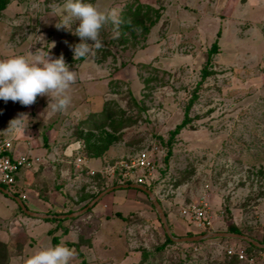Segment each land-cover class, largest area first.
<instances>
[{"label":"rangeland","instance_id":"obj_1","mask_svg":"<svg viewBox=\"0 0 264 264\" xmlns=\"http://www.w3.org/2000/svg\"><path fill=\"white\" fill-rule=\"evenodd\" d=\"M61 1L53 0L52 4ZM139 1L123 0L113 10L119 23L109 21L101 27L98 35L101 47L93 48L89 55L72 59L73 47L80 42L73 34L77 24L69 32L60 30L62 36L55 39L59 49L53 48L52 40L36 49L44 55L58 49L59 55L69 57L65 61L69 67H79L82 58L93 56L108 79L103 112L66 125L60 148L65 143L80 141L82 147L78 148L84 154L97 157V151L109 146L107 150L113 149L106 157L109 160L130 157L157 143L164 161L160 169L163 182L156 188V198L163 211L161 201L169 212L176 213L185 229H190V232L184 229L182 236L175 238L197 237L208 232L194 228L181 214L182 208L207 197L213 220L211 232L229 233L231 227H237L242 235L263 241L264 0H157L152 7ZM140 5L144 6L142 13L148 14L144 21L148 32L135 26L125 31L124 22L120 21L123 13L132 7V13L128 14L133 15ZM3 11L0 33L4 36L8 32V38L14 42L40 30L36 21L52 14L32 8L10 18ZM181 13L189 26L188 35L175 40L182 31L170 21ZM167 35V41L163 40ZM215 42L218 50L212 52ZM204 70L208 75L203 78ZM187 111L191 121L172 137L171 132L182 123ZM109 136L117 139L108 145ZM90 145L95 148L91 149ZM107 150L99 157L103 158ZM169 150L171 155L166 161ZM79 155L70 158L75 161ZM52 171L44 173L45 192L57 196L59 189ZM69 183L75 213L84 206L80 202L100 191L85 176ZM1 196L9 209L0 205V210L8 215L16 202L2 192ZM144 199L147 205L142 203L140 216L128 215L125 223L119 220V225H112L122 230L120 238L102 231L115 247L126 249L128 256L133 254L135 264H231L225 247L233 243L247 246V240L235 237L204 238L197 245L189 241L166 245L168 234L160 215L150 198ZM16 212L20 213L18 209ZM88 219L85 212L68 227L65 242L68 240L69 246L76 250L69 264L91 263L85 260L86 241H99L100 228L89 224ZM20 223L18 219L0 223V231L7 233L13 256L19 252L16 245L25 241ZM167 224L173 235L168 220ZM104 245L98 243L92 248L90 255L95 260L107 248ZM0 264H4L2 258Z\"/></svg>","mask_w":264,"mask_h":264},{"label":"crops","instance_id":"obj_2","mask_svg":"<svg viewBox=\"0 0 264 264\" xmlns=\"http://www.w3.org/2000/svg\"><path fill=\"white\" fill-rule=\"evenodd\" d=\"M52 1L53 0H11L3 13L12 18L16 13L25 12L32 8L33 10L43 12L50 11L49 5H52ZM122 1L123 0H95L94 4L99 10L108 11L118 8ZM176 1L182 2L183 0ZM60 3H63V1ZM139 3L143 5L149 4V6L152 7L157 3V0H141ZM249 8L251 7L245 8V11L248 12ZM206 15L203 17H207ZM184 20V14L181 13L170 21L171 24L176 28H180V31H182V34L180 33L179 36L176 35L175 40L178 38L183 40V38L188 35L186 33H188L189 26ZM59 23H61L59 13L55 16H53V14L50 16L46 15L36 21V25L40 27V30L27 33V39H17V42H14L13 38H8V32H5L4 36L0 33V59L12 55H24L31 58L33 54H39L43 58L44 54L36 52V49L41 46H47L51 43V40L53 41L51 43L54 45L53 48L59 49L60 46L57 47L55 43L58 42H56L55 39L62 36L60 35V30H67L63 27L57 28L56 24L59 25ZM74 24L71 28H73ZM198 32L202 31L198 30ZM167 39L168 35L167 37L165 36L163 40L167 41ZM64 45L62 44V47ZM58 49L56 52L49 51V58L55 59L62 56L64 62L69 61L68 56L58 54ZM72 59L75 61V57H72ZM82 60L83 62L79 67L68 66L70 71H75L76 79L67 90L66 94L69 97V104L62 111L53 112L51 108L46 109L50 102V98L46 95L37 96L35 102L28 106H23L19 102H12L11 100L7 102L0 100V137L13 138L14 150L16 152L41 159L40 163L34 165L32 168L22 170L18 176V186L21 189H27L29 192L28 200L22 202L27 211L22 209L17 201L19 200L18 197L8 196L2 187H0V192L16 202L8 215L2 214L0 210V223H5L10 219L13 222L15 219H18V222L20 221V224L23 226V230L20 231L21 235L25 236L23 244H20V246L16 245V248H19V252L16 256H13L10 253L12 246L10 247V244H8L7 233L5 231H0V242L6 245L8 244L10 264H14L15 262L25 264V260L35 252L56 245L53 243V238L58 240L57 244H64L71 250L73 249L72 251L76 253V250L69 246L71 243H69L67 239L65 242L64 239L68 236V227H70L71 222H74L75 217H62L75 213V207L70 200L72 194L69 191V182L76 179V174L74 160L70 157L74 154L79 153L83 155L84 153L81 148H78L79 146L82 147L80 141L65 143V146L61 148L59 144L65 140L66 125L75 123L78 119L86 120L92 115H99L103 112L106 100L105 93L108 88L106 74L102 72V69H99L97 63L94 62V57L88 56L82 58ZM21 114L26 116L23 121L25 130L17 131L14 123L11 121L18 118ZM112 150H107L106 154L102 156L103 158L87 156L85 154L83 156L86 157L87 164L90 167L98 169L101 168L102 165L116 160H106V157L112 154ZM51 169H53L52 176L57 179V189H59L57 196L53 195L55 193L45 192L47 186L43 179L45 177L44 173ZM90 194H93V192L91 191ZM142 196L145 198L149 197L139 188H118L110 186L106 187V189L94 199L87 198L80 202V206L82 204H88L87 206H89L95 201L86 211L89 217L87 222L92 224V226L94 224L97 225L96 229L100 228L98 231L100 233L98 235L100 238L99 241H86V252H88L86 253V262L90 261L91 263L89 264H108L109 262L113 264L136 263V260L133 259V254L132 257L128 256L130 254L126 249L121 251V249L115 247L113 240H108V238H105L104 234L107 233L108 235L109 233V235L118 236L120 238L122 230H118L117 227H112V225H119V220L125 223V219L128 215L135 216V214H139L140 216L142 203L147 205L145 202L147 199H144ZM161 202H163L162 205L166 212L165 216L172 229L173 235L176 237L182 236L183 233L181 232H183L185 228L182 226L181 220L178 219L176 213L168 211L164 201ZM0 205L2 208L5 207L9 209V204L2 196L0 197ZM15 206L20 213L16 212L17 209L15 210ZM169 207L171 206L169 205ZM21 213H23L24 216ZM178 228H181V231L177 232ZM102 231H104V234ZM184 232H190V229L186 228ZM98 243L107 245V248L105 250L102 249V252L98 256L99 258L95 260L90 254L93 252L92 248H96ZM137 260H139V257Z\"/></svg>","mask_w":264,"mask_h":264},{"label":"clouds","instance_id":"obj_3","mask_svg":"<svg viewBox=\"0 0 264 264\" xmlns=\"http://www.w3.org/2000/svg\"><path fill=\"white\" fill-rule=\"evenodd\" d=\"M55 16L59 13L61 23L57 28L70 29L75 23L74 35L80 40L73 47L74 57L91 54L93 48H100L98 39L101 27L111 21L118 24V16L113 10L101 11L90 0H63V3L49 5ZM75 71H70L63 57L50 59L49 51L41 57L33 54L12 55L0 59V100L31 105L37 96H48L50 102L46 109L62 111L69 104L67 90L75 81ZM24 116L13 119L17 131H24ZM73 251L64 244H56L41 249L25 260V264H69Z\"/></svg>","mask_w":264,"mask_h":264},{"label":"built area","instance_id":"obj_4","mask_svg":"<svg viewBox=\"0 0 264 264\" xmlns=\"http://www.w3.org/2000/svg\"><path fill=\"white\" fill-rule=\"evenodd\" d=\"M172 2V0H167ZM163 153L157 143L139 150L135 155L113 160L101 166L92 168L87 164V159L79 155L75 161L76 179L85 176L93 181V188H97L94 179L99 178L105 182V187H134L145 188L153 192L156 197V188L163 182L160 169L162 167ZM41 162L38 157H31L14 150V139L0 137V187L10 197H18L21 202L28 200V190L18 186V176L24 169L32 168ZM98 193V192H97ZM203 201L194 202L181 210L182 216L194 228L208 231L197 236L201 241L204 238L213 237L212 216L209 213V205ZM195 242V241H194ZM196 250V248H193ZM225 255L228 258H236L239 264H264V253H249L245 246L229 244L225 247Z\"/></svg>","mask_w":264,"mask_h":264},{"label":"trees","instance_id":"obj_5","mask_svg":"<svg viewBox=\"0 0 264 264\" xmlns=\"http://www.w3.org/2000/svg\"><path fill=\"white\" fill-rule=\"evenodd\" d=\"M8 3H9V0H0V13L5 9V7L7 6ZM143 8H144V6L140 5V7H138V9L136 11H134L133 15L128 14V13H132V7L129 8L128 12L123 13L120 21L124 22L122 27L125 29V31L131 30L135 26L136 28H141V29H144L145 32H148L149 29L147 27H144V21L146 20V18H148V14L142 13L144 10ZM146 8L150 9L149 7H146ZM121 35H124L123 31H122ZM217 50H218V43L215 42L212 46V52H216ZM207 75H208V72L204 70L202 72V77L204 78ZM194 98H196V97H194ZM192 102L193 101H191V104H192ZM188 112L189 111L186 112L185 118L182 121V123L179 126H177L174 131L171 132L172 137L177 135L191 121ZM116 139L117 138H113V137L109 136L108 140H107L108 145L111 144ZM90 147H91V145H90ZM94 148H95V146L92 145L91 149H94ZM108 148H109V146H106L103 149H101L99 152L97 151L95 156H97V157L101 156V154L104 153ZM170 155H171V150L168 151V154L165 157L166 161ZM94 181L97 184L100 191L98 193H96L95 195H91V196L87 197L90 199H94L95 197H97L98 194H100L103 190L106 189L104 181L99 180V178H95ZM87 205L88 204L84 205L82 207V209H84ZM54 219H56V218H54ZM228 232L232 233V234L242 235L241 231L237 227H231ZM172 236L174 237V235H172ZM198 242L199 241H195L192 244L197 245ZM257 242L261 245H264V240L263 241H257ZM53 243L57 244L58 240L53 238ZM166 245H176V242H174L169 236H166ZM246 249L249 253H253V252H263L264 253L263 247L256 246L250 242H247ZM143 255L146 257V255L144 253H143ZM1 258H2V262L4 264H10L9 255H8V246L2 242H0V259ZM226 258L230 260L231 264H239V262L237 261L236 258H228V257H226Z\"/></svg>","mask_w":264,"mask_h":264},{"label":"water","instance_id":"obj_6","mask_svg":"<svg viewBox=\"0 0 264 264\" xmlns=\"http://www.w3.org/2000/svg\"><path fill=\"white\" fill-rule=\"evenodd\" d=\"M118 188H121V187H118ZM141 189L142 191H144L150 198V200L153 202L154 206L156 207V210L157 212L159 213L160 215V218H161V221L162 223L164 224V227H165V230L168 234V236L173 240V241H177V242H194V241H197L199 238L198 237H191V238H174L171 233H170V229H169V226L167 224V220H166V216L164 214V211L158 201V199L155 197V195L153 194L152 191L148 190V189H145V188H139ZM97 200V199H96ZM19 202V204L21 205L22 209L27 211L24 204L20 201V200H17ZM95 203V201H93L89 206H87L86 208H84L83 210L79 211V212H76V213H73L71 215H67V216H63L62 218H65V217H68V218H74V217H77L83 213H85L93 204ZM213 237H225V238H240V239H244V240H247L248 242L256 245V246H259V247H263L264 248V245H261L259 244L257 241L247 237V236H244V235H238V234H232V233H214Z\"/></svg>","mask_w":264,"mask_h":264}]
</instances>
